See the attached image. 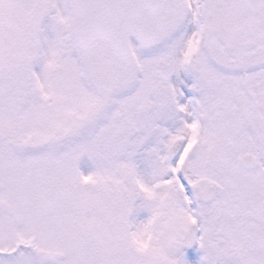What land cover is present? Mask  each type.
<instances>
[{
	"label": "snow or ice",
	"instance_id": "1",
	"mask_svg": "<svg viewBox=\"0 0 264 264\" xmlns=\"http://www.w3.org/2000/svg\"><path fill=\"white\" fill-rule=\"evenodd\" d=\"M0 264H264V0H0Z\"/></svg>",
	"mask_w": 264,
	"mask_h": 264
}]
</instances>
